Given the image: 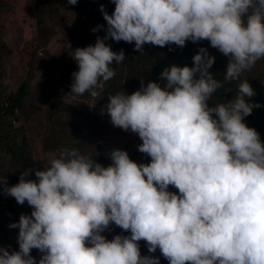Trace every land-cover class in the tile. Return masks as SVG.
I'll return each mask as SVG.
<instances>
[{"label": "clouds", "instance_id": "obj_1", "mask_svg": "<svg viewBox=\"0 0 264 264\" xmlns=\"http://www.w3.org/2000/svg\"><path fill=\"white\" fill-rule=\"evenodd\" d=\"M111 2V15L100 5L106 35L71 53L75 96H99L115 77L113 61L125 60L108 39L134 42L141 53L146 43L183 48L207 40L229 57L228 82L264 58V0ZM193 63L165 68L163 84L145 87L141 79L132 94L109 95L102 109L114 127L138 135V150L150 163L115 149L105 167L65 147L48 167L34 170L35 179L26 170L4 187L32 211L9 225L19 229V250L0 248V264H37L32 249L41 254L38 264H160L159 257L141 255L142 240L169 264H264V142L244 122L261 105L251 101L255 92L245 80L234 98L210 107L223 86L209 72L215 57L200 48ZM111 224L130 235L106 239Z\"/></svg>", "mask_w": 264, "mask_h": 264}, {"label": "rangeland", "instance_id": "obj_2", "mask_svg": "<svg viewBox=\"0 0 264 264\" xmlns=\"http://www.w3.org/2000/svg\"><path fill=\"white\" fill-rule=\"evenodd\" d=\"M36 1L4 0L13 5V10L3 12L0 17V43L10 51L4 49L1 52L0 100L13 96L24 85L27 93L21 101L22 109L13 117H4L6 124L0 129V223L8 225L18 222L21 214L30 215L32 208L27 202L18 204L15 198L4 193V187L17 184L26 170H33L27 178L35 179L34 170L48 167L54 155L58 157L65 147L76 148L90 157L101 155L106 158L111 151L121 149L138 164L151 160L138 150L142 141L137 134L114 127L110 117L102 112L108 102H98L106 96L107 83L104 82L97 97L89 93L75 96L71 93L72 83L63 82L56 64L65 61L78 67L71 53L78 47L94 45L98 36L103 38L106 35L107 23L100 5L103 4L109 14V8L114 9L115 4L104 0H78L77 5H71L67 0H43L41 13L37 16ZM97 26L103 27L93 32ZM108 40L111 44L116 43ZM115 51L119 52L118 49ZM125 66L126 59L120 64L113 61L111 65L115 71L111 80L116 81L118 92L124 87ZM258 69L261 71L259 62H256L252 71ZM211 102L212 98L208 100L209 106ZM71 109H74L73 113H68ZM20 134L25 138L28 158L20 172H16L10 170L11 157L4 153L6 146L3 144L12 135L19 137ZM4 174H10L12 181L3 178ZM111 226L113 224L102 233L108 240L119 234L110 231ZM18 232V228L0 232V248L18 251ZM139 246L141 255H153L160 258V264H169L159 249L149 253L143 240ZM31 255L38 264L39 251L32 249Z\"/></svg>", "mask_w": 264, "mask_h": 264}, {"label": "trees", "instance_id": "obj_3", "mask_svg": "<svg viewBox=\"0 0 264 264\" xmlns=\"http://www.w3.org/2000/svg\"><path fill=\"white\" fill-rule=\"evenodd\" d=\"M104 1L111 2V0ZM42 4L43 0L36 1L35 12L37 16H39L41 13ZM11 10H13L12 4L4 2V0H0V17H2L3 12H10ZM113 11L114 9L109 8V15H111ZM106 43H108L113 51L116 49H118V51L121 49L124 51L127 66H125L126 72L124 74V87L122 92L125 91L127 94H132L134 91L140 89L141 79L144 80L145 87L150 81L163 84L164 81L160 79V74L165 68L170 67L171 65L180 67H193V56L199 52L200 48H206L208 53L215 57V63L213 64L212 68L209 69V72L213 74L215 79L223 84V86L213 94V102H211L212 104L210 107L214 106L216 103H226L228 100L234 98L238 94L239 83L248 80V83L255 92V95L251 98V101L253 103L260 104L261 107L254 108L252 114L244 118V122L248 127L255 128L260 134L261 141L264 142V58L260 59V61H257L259 62L261 71L258 69L257 71L253 72L251 68L244 71L241 74L239 80L228 82L224 80V75L227 69L229 57L224 56L216 48L211 47L210 42L207 40L198 41L195 43L189 40L186 41V44L183 48L175 44H169L164 47H160L146 43L143 46V53L135 50L134 42L130 44L120 41L116 42L115 44H111L110 40H106ZM4 49H6L8 53L10 52L5 44L0 43V81L3 75L1 52ZM56 64L59 67L58 69L61 71L62 80H64L63 82L68 84L72 83V73L78 71V67H74L59 61L56 62ZM106 83V96L98 102L99 104L107 103L108 96L118 92L116 81L109 80ZM24 87L25 85L21 86L18 92L13 96H9L6 99L0 100V129H2L1 127L4 124H6L4 117H13L16 112L22 109L21 101L27 95ZM73 111L74 109H71L68 111V113H73ZM0 141H2L1 135ZM3 145L6 146V148H3L4 153L11 157L10 170L20 172L28 158L25 138L22 134H20L19 137L12 135L8 140L5 141V144ZM0 150H2L1 146ZM91 158L105 167L112 163L110 158H106L101 155L92 156ZM3 178L11 179V181L13 179L10 174H4ZM168 190L172 192H178V190L172 186H169ZM7 228L10 230L15 229L10 228L8 224L0 223V232L7 231ZM112 230L119 234L125 233L115 224L111 226L110 231Z\"/></svg>", "mask_w": 264, "mask_h": 264}, {"label": "crops", "instance_id": "obj_4", "mask_svg": "<svg viewBox=\"0 0 264 264\" xmlns=\"http://www.w3.org/2000/svg\"><path fill=\"white\" fill-rule=\"evenodd\" d=\"M64 63H65V61H64ZM68 64V63H67ZM69 65V64H68Z\"/></svg>", "mask_w": 264, "mask_h": 264}]
</instances>
